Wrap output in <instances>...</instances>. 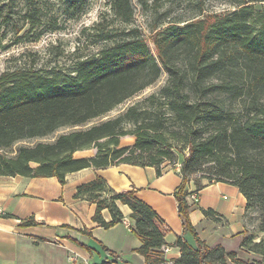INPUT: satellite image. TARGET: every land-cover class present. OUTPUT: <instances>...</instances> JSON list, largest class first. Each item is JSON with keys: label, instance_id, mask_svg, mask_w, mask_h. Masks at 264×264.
I'll return each mask as SVG.
<instances>
[{"label": "trees", "instance_id": "obj_1", "mask_svg": "<svg viewBox=\"0 0 264 264\" xmlns=\"http://www.w3.org/2000/svg\"><path fill=\"white\" fill-rule=\"evenodd\" d=\"M63 2L67 9L79 10L84 0ZM111 8L125 20L133 14L131 0H112ZM102 23L96 24L97 40L106 43L93 54L78 56L66 66L36 67L34 60H24L0 74V150L106 114L154 83L163 68L167 82L145 97L148 106L139 101L115 117L61 132L54 140L22 144L13 155L0 152V174L55 175L64 183L69 172L120 163L153 165L162 174L165 160L175 161L174 147H187L181 160L183 181L175 195L184 229L194 233L197 244L179 236L181 256L172 264L239 261L235 250L207 246L192 224L188 182L197 172L209 175V182L226 181L240 188L247 199L245 215L258 213L261 233L256 240L257 233L246 229L241 247L258 253L259 264H264V10L241 1L225 14L171 23L154 38L157 55L138 27L113 33ZM59 27L57 22L48 26ZM243 96L249 101L236 113L226 99ZM164 107L171 114L165 115ZM127 134L135 135L134 144H121ZM93 148L94 154H75ZM203 187L200 181L196 189ZM75 196L95 202L93 219L106 227L123 219L119 202L128 204L131 227L142 241L138 251L149 264H165V221L135 189L117 191L97 175L79 184ZM105 208L110 220L104 218ZM211 212L204 210L206 215ZM21 223L36 221L31 216Z\"/></svg>", "mask_w": 264, "mask_h": 264}, {"label": "crops", "instance_id": "obj_2", "mask_svg": "<svg viewBox=\"0 0 264 264\" xmlns=\"http://www.w3.org/2000/svg\"><path fill=\"white\" fill-rule=\"evenodd\" d=\"M75 154L94 152L84 149ZM97 175H103L117 191L135 189L136 195L162 217L167 242L165 264L181 256L176 243L179 236L197 244L194 233L184 229L178 210L175 191L183 177L175 168L166 166L158 174L153 165L88 166L69 172L64 183L55 175L0 174V264H149L137 249L142 241L131 227L132 208L128 204L119 202L123 219L106 227L93 219L96 203L75 196L79 184ZM203 184L198 189L200 201L190 208L198 236L211 248L222 245L227 250L245 252L241 247L249 229L245 195L237 185L226 181ZM196 187L192 181L188 188ZM208 208L213 212L206 215L204 210ZM102 212L106 220L111 219L108 209ZM31 216L36 223H21Z\"/></svg>", "mask_w": 264, "mask_h": 264}, {"label": "rangeland", "instance_id": "obj_3", "mask_svg": "<svg viewBox=\"0 0 264 264\" xmlns=\"http://www.w3.org/2000/svg\"><path fill=\"white\" fill-rule=\"evenodd\" d=\"M111 1L84 0L79 10H69L63 0H0V74L24 60H34L36 67L66 66L78 56H88L97 52L106 43V40H97L96 24L98 22H103L102 24L108 29L113 28V33L138 27L151 50L157 55L154 38L160 30L171 23L183 24L186 20L225 14L239 7L241 1H249L256 9L264 10V0H131L133 14L129 20H125L111 8ZM28 15L33 16L29 18ZM32 22L35 25L28 33H25ZM54 22H57L60 27L48 28ZM44 28L45 31L38 39L30 40ZM168 76V71L163 68L160 77L154 83L118 104L106 114L85 124L62 126L48 136L20 140L9 148L1 149L0 152L13 155L22 144L54 140L61 132L89 127L115 117L131 104L139 101L147 105L148 101H143L145 97L152 92H157L167 82ZM214 80H219V77H214ZM248 98L246 96L227 98L226 101L238 113L245 101H249ZM162 109L166 111L165 115L171 114L166 107ZM170 125L178 126L174 122ZM127 126L132 127V124L128 123ZM135 139L134 134L124 135L121 137V144L132 145ZM171 142L178 144L180 141L171 140ZM93 152H96V148H93ZM173 152L175 161L166 159L165 163L168 167L175 168V164L181 162L188 148L181 151L174 147ZM193 178L195 186H198L200 181L204 183L212 180L209 175H204L202 172L195 173ZM257 217L258 213L253 211L247 217V221L249 230L256 232L255 239L259 240L261 233L257 232L259 224ZM245 252L237 250L236 257L239 261L227 259L225 262L215 261L211 264H259L262 257L258 253L249 250Z\"/></svg>", "mask_w": 264, "mask_h": 264}, {"label": "built area", "instance_id": "obj_4", "mask_svg": "<svg viewBox=\"0 0 264 264\" xmlns=\"http://www.w3.org/2000/svg\"><path fill=\"white\" fill-rule=\"evenodd\" d=\"M181 168H182V162H177L175 164V169L181 171ZM191 182L192 180L188 182V187ZM187 199L189 200L190 203H198L200 201L199 191L197 189H189V193L187 194ZM166 249H168V247H166Z\"/></svg>", "mask_w": 264, "mask_h": 264}]
</instances>
